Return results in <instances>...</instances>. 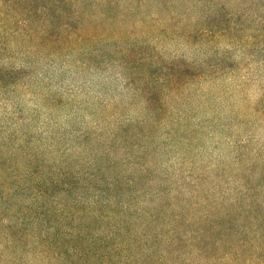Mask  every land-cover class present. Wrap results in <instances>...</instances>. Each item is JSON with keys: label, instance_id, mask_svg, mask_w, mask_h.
Returning <instances> with one entry per match:
<instances>
[{"label": "rangeland", "instance_id": "1", "mask_svg": "<svg viewBox=\"0 0 264 264\" xmlns=\"http://www.w3.org/2000/svg\"><path fill=\"white\" fill-rule=\"evenodd\" d=\"M19 1L0 0V264H117L122 245L148 264L184 262L188 232L241 214L214 235L254 245L264 0H87L88 21L64 0L45 42L39 13L14 19ZM178 239L182 258L165 248Z\"/></svg>", "mask_w": 264, "mask_h": 264}, {"label": "trees", "instance_id": "2", "mask_svg": "<svg viewBox=\"0 0 264 264\" xmlns=\"http://www.w3.org/2000/svg\"><path fill=\"white\" fill-rule=\"evenodd\" d=\"M64 0H53L52 4L43 6L40 10H35L32 5L30 4V0H27L26 3H22L19 1L18 5L21 6V9H23V12H19L18 14H15L14 19L24 17V26L29 25V22L31 19L36 16L37 13H39L42 17V21L45 20L43 27L41 31L39 32L38 36L40 42H45L48 40V37L50 35V28L53 24L54 18H60L62 15L61 11L63 10V7L60 5V2ZM68 3L71 7V14L73 15L74 19H78L80 21H88L89 19V12H95L98 10L97 5L91 6L87 0H69ZM73 3V5H72ZM92 7V9H91ZM114 8V5H113ZM91 12V13H92ZM90 13V14H91ZM66 28H69L68 26ZM65 28V32L68 30ZM135 29V28H131ZM143 29V28H141ZM130 30V29H129ZM39 31V30H38ZM131 31V30H130ZM37 33V32H36ZM35 33V34H36ZM70 42H72L71 38H67ZM62 39L61 41H63ZM66 40V39H65ZM81 41H75L76 44H79ZM93 38L86 39L87 42H92ZM75 44V43H73ZM109 44V43H108ZM119 49L123 48V46H117ZM111 53L115 57H122L125 59L124 65H127L134 59L136 60L137 56H145L142 60V63L151 62L150 66H155L154 73L158 66L159 61H157L158 56H156L153 53H141L139 50H110ZM137 53V56L134 57V54ZM150 77L153 79L155 77V74H150ZM244 214H241L237 217L236 221H233V219H226L223 222H215L213 227L206 228L204 230H197V231H190L187 234L188 239L183 243L181 241V244L185 245V252L189 250V254L196 255L197 258L193 260L192 256L190 258H185L184 262H180V259L178 260V257H175L174 261L171 260L170 264H264V232H261L257 236V242L254 245H249L246 239L240 238L238 239L239 246H235L234 248H229L227 246V241H223L222 238H217L214 235V232H217L218 230H221L223 235L227 234L230 236L231 230L236 229L237 225L240 222L245 221L243 219ZM171 233H174L172 230ZM228 238V237H225ZM228 240V239H227ZM179 241H173L171 243L165 244V248H171L173 254L178 255L177 253H180L182 251L177 248V242ZM214 246V248H220V251L222 252L221 255L217 254L216 250H213L212 254H209L210 247ZM226 249V250H225ZM248 249H251V252L249 251L248 254L246 252ZM169 251V249H168ZM116 252L119 254V260L117 264H140L141 262L148 264L146 261V258H144L147 255V259L150 260L152 258V255L145 254L142 255L139 250V248L131 249L130 247H127L125 245L121 246V250H116ZM134 252H137L133 254ZM150 252V250L148 251ZM180 253V258H182V254ZM143 258V259H142ZM166 260H161V262H165ZM94 264H114V262L110 261V259H104L103 262H98Z\"/></svg>", "mask_w": 264, "mask_h": 264}]
</instances>
